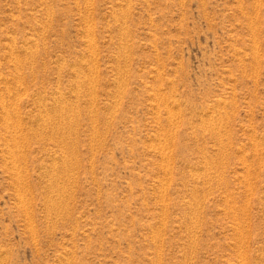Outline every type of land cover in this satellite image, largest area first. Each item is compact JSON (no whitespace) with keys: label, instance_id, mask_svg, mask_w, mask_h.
<instances>
[{"label":"rangeland","instance_id":"rangeland-1","mask_svg":"<svg viewBox=\"0 0 264 264\" xmlns=\"http://www.w3.org/2000/svg\"><path fill=\"white\" fill-rule=\"evenodd\" d=\"M0 264H264V0H0Z\"/></svg>","mask_w":264,"mask_h":264},{"label":"bare ground","instance_id":"bare-ground-1","mask_svg":"<svg viewBox=\"0 0 264 264\" xmlns=\"http://www.w3.org/2000/svg\"><path fill=\"white\" fill-rule=\"evenodd\" d=\"M19 123V122H18ZM21 156H22V154H21ZM23 169V168H22ZM54 204V203H53Z\"/></svg>","mask_w":264,"mask_h":264}]
</instances>
